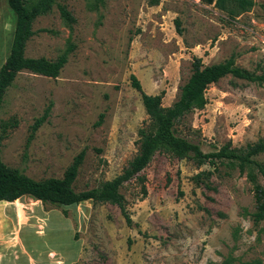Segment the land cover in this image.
Instances as JSON below:
<instances>
[{
  "label": "rangeland",
  "instance_id": "1",
  "mask_svg": "<svg viewBox=\"0 0 264 264\" xmlns=\"http://www.w3.org/2000/svg\"><path fill=\"white\" fill-rule=\"evenodd\" d=\"M58 3L75 21L62 18L54 4L34 20L25 55L55 60L71 46L67 62L56 78L22 70L0 106L2 160L34 179L62 177L82 150L74 181L78 191L99 186L127 166L147 120L131 74L144 92L163 90L162 104L169 106L189 77L194 56L206 65L234 56L238 66L264 73V0H254L233 18L202 0ZM15 20L7 0H0V66ZM205 96L204 108L176 125L204 152L228 140L244 150L264 139V84L227 75L209 85ZM253 158L264 163V152ZM216 162L199 166L155 153L120 188L129 225L109 202L49 210L27 196L0 203V264H31L52 251L70 256L78 244L80 255L67 264H264V220L252 216V184L236 163ZM257 180L262 183L260 175Z\"/></svg>",
  "mask_w": 264,
  "mask_h": 264
},
{
  "label": "trees",
  "instance_id": "2",
  "mask_svg": "<svg viewBox=\"0 0 264 264\" xmlns=\"http://www.w3.org/2000/svg\"><path fill=\"white\" fill-rule=\"evenodd\" d=\"M59 1L65 0H7L10 9L16 16L9 53L0 66V106L7 89L12 85L17 74L22 70L56 78L67 62L71 46L55 60L45 57H28L25 47L29 38L35 33L32 29L34 20L50 11L57 5L59 14L67 22L72 23L75 18L71 12ZM157 0H153L156 3ZM206 4H214L216 8L235 17L249 10L254 0H202ZM177 30L180 31V21L175 19ZM231 75L250 82L264 84V73L256 74L238 66L235 57L211 64H204L200 57L194 56L191 73L187 80L179 87L175 101L169 105L162 104L164 91L156 94L144 92L135 74L130 75L131 86L141 96L142 105L147 120L138 129V150L123 170L110 180L103 181L99 186L83 190H76L74 181L78 174L85 152L80 151L65 169L62 177L34 179L20 169L8 166L1 156L0 144V201L12 202L22 196L39 200L45 210L54 209L62 205L79 204L90 200L92 202H109L119 207L126 223L132 220L125 208V198L120 188L128 181L137 177L149 164L155 153L164 152L177 159L192 160L197 165L205 163L215 167L217 160H227L236 163L241 173H246L247 180L252 184L256 210L252 213L255 221L264 220V163L256 161L253 156L264 152V139L247 144L244 150L232 146L228 140L218 150L204 152L198 142L181 135L177 130V123L186 114L196 109H202L207 103L206 90L212 83ZM49 112V106L44 114L35 120L27 142L31 140L35 130L43 122ZM1 139V138H0ZM262 177V183L257 180ZM143 179V177H142ZM66 212H63L65 216Z\"/></svg>",
  "mask_w": 264,
  "mask_h": 264
},
{
  "label": "crops",
  "instance_id": "3",
  "mask_svg": "<svg viewBox=\"0 0 264 264\" xmlns=\"http://www.w3.org/2000/svg\"><path fill=\"white\" fill-rule=\"evenodd\" d=\"M24 197L25 196H22V197L14 200L12 202L0 201V203H12V204H14L17 201L19 202L21 199H24ZM29 199H31V198H29ZM13 225H15V227L17 226L16 223H13ZM41 233L38 232L35 236L37 237ZM24 239H26V238L24 237ZM80 251H81V249H80V246L78 244L77 247H76L75 253H73L70 256H69V254L67 255V254H64L63 252L52 251V256H50L49 258L46 259L45 257H42L41 259H36V260H32L31 259L32 261H30V262H31V264H54L55 261H58L59 264H67V263H70V262L74 261L80 255ZM38 253H40V252H38ZM27 255H28V252L25 254V256H27ZM69 257H71V258H69ZM22 264H30V263L24 262Z\"/></svg>",
  "mask_w": 264,
  "mask_h": 264
}]
</instances>
